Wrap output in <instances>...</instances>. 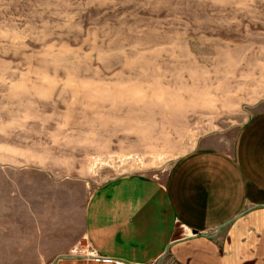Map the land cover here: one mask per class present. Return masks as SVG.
Here are the masks:
<instances>
[{
	"label": "rangeland",
	"instance_id": "1",
	"mask_svg": "<svg viewBox=\"0 0 264 264\" xmlns=\"http://www.w3.org/2000/svg\"><path fill=\"white\" fill-rule=\"evenodd\" d=\"M262 110L264 0H0V186L163 178Z\"/></svg>",
	"mask_w": 264,
	"mask_h": 264
},
{
	"label": "crops",
	"instance_id": "2",
	"mask_svg": "<svg viewBox=\"0 0 264 264\" xmlns=\"http://www.w3.org/2000/svg\"><path fill=\"white\" fill-rule=\"evenodd\" d=\"M13 174L30 179L0 186V264L87 247L121 264H264V110L235 135L202 137L163 178L128 173L89 193L41 171Z\"/></svg>",
	"mask_w": 264,
	"mask_h": 264
},
{
	"label": "built area",
	"instance_id": "3",
	"mask_svg": "<svg viewBox=\"0 0 264 264\" xmlns=\"http://www.w3.org/2000/svg\"><path fill=\"white\" fill-rule=\"evenodd\" d=\"M99 259L107 260V258L98 257Z\"/></svg>",
	"mask_w": 264,
	"mask_h": 264
}]
</instances>
